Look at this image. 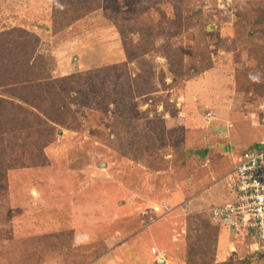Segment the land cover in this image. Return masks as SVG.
<instances>
[{"label": "rangeland", "instance_id": "374dc122", "mask_svg": "<svg viewBox=\"0 0 264 264\" xmlns=\"http://www.w3.org/2000/svg\"><path fill=\"white\" fill-rule=\"evenodd\" d=\"M27 68L48 85L113 68L125 95L145 78L51 120L18 98ZM0 100L28 121L4 151L0 264H264L205 213L264 144V0H0Z\"/></svg>", "mask_w": 264, "mask_h": 264}, {"label": "trees", "instance_id": "16d2710c", "mask_svg": "<svg viewBox=\"0 0 264 264\" xmlns=\"http://www.w3.org/2000/svg\"><path fill=\"white\" fill-rule=\"evenodd\" d=\"M67 14L58 16V21L56 22L60 26L69 24L73 21V14ZM114 25L118 29V32L120 33L122 38H126L128 36V31L123 27H120L118 25V21H116V23L114 22ZM123 44L126 49V55L128 57L129 63L134 62L141 56V52L139 51V49L141 50V46L136 45L137 48L135 50L134 48H130V45L132 43H129V41H123ZM28 63L30 64V62ZM30 68H27L25 82H22L20 80L19 84L17 85V88H19V91L16 89L18 91L17 93L19 94L18 98L27 106L32 105L33 108L38 107L41 113L51 120H54L59 113H62V115L64 114V118H66L67 120L69 116V120L72 119L73 114L70 108L71 102L68 100V98H70V100L71 98H74L76 100L75 103L79 106L91 107L97 110H100L101 108L102 110L104 109L105 103L103 101L108 98H110V100H113V102L118 106L124 104V102L127 101L129 103L133 95V93L131 92L132 83L133 85L137 84L139 81H142L145 78L144 74L140 73L135 76L133 80L128 79V82L130 83L128 84V95H125V89H117V86L114 83L115 80L112 79L111 81L113 73L114 77L116 75V72H114L116 70H114L113 68H111L112 70H104L106 74L105 78H98V75L100 73L99 70H92L84 73H74L55 79L50 77L49 85L45 84L43 81L44 76L42 75L44 74H39V72L32 73L30 71ZM122 78L123 75H119V79ZM120 82L123 84L122 80ZM60 85L63 86L62 89L60 88ZM120 93H123L122 97L120 96ZM72 95H74V97ZM126 96H128V99ZM57 97H60V99L58 100ZM53 101L55 103H52ZM61 105L65 107L67 112H63L60 110L59 106ZM4 107H6V105H4V103H2L0 100V182H3L4 180L3 178L1 179V176H3L4 173V168H8V165L9 167L12 166L11 162H8L6 157H4V155H6L4 151L7 150V152H11L9 154L15 157V150L17 149V145L22 140V138L20 137V130L17 129L12 123L19 121L28 122L26 118L24 119L18 116L17 113L11 114L12 111L10 109L5 110ZM18 108L24 110L21 105H19ZM12 140H15V144L12 145L11 149L9 150L8 147H10ZM24 154L25 153L23 152V155ZM258 253H263L262 255H264V252H256V254ZM233 256L235 257V255H232L231 259L219 264H234L235 260ZM241 262L242 264H249L251 261L249 258H246Z\"/></svg>", "mask_w": 264, "mask_h": 264}, {"label": "built area", "instance_id": "2783aa9c", "mask_svg": "<svg viewBox=\"0 0 264 264\" xmlns=\"http://www.w3.org/2000/svg\"><path fill=\"white\" fill-rule=\"evenodd\" d=\"M208 118L212 117L209 114ZM230 200L206 209V216L235 235L249 238L251 250L264 252V144L245 151L227 181ZM153 253L161 255L157 249Z\"/></svg>", "mask_w": 264, "mask_h": 264}, {"label": "crops", "instance_id": "0c3cea01", "mask_svg": "<svg viewBox=\"0 0 264 264\" xmlns=\"http://www.w3.org/2000/svg\"><path fill=\"white\" fill-rule=\"evenodd\" d=\"M226 186H228V185H226ZM212 188L213 187H211V193H212V195H213V197L215 196V199H217L218 201H221L219 204H217V205H221V204H224V203H226V202H228L229 200H230V197H229V194H228V187L226 188V191H225V193H218V191H215V194H214V191L212 190ZM210 190V189H209ZM212 195H211V198H212ZM226 230L228 231V232H226L227 234H228V238H226L227 240H231V239H233V238H238V236L237 235H235L234 234V232L231 230V229H227L226 228ZM231 236V237H230ZM233 237V238H232ZM245 239V238H244ZM224 243H225V241H224ZM233 244L235 243V242H232ZM247 245H248V243H247ZM233 248H234V245H233ZM236 251V250H235Z\"/></svg>", "mask_w": 264, "mask_h": 264}, {"label": "clouds", "instance_id": "9594fccd", "mask_svg": "<svg viewBox=\"0 0 264 264\" xmlns=\"http://www.w3.org/2000/svg\"><path fill=\"white\" fill-rule=\"evenodd\" d=\"M249 246V245H248Z\"/></svg>", "mask_w": 264, "mask_h": 264}, {"label": "water", "instance_id": "95a60500", "mask_svg": "<svg viewBox=\"0 0 264 264\" xmlns=\"http://www.w3.org/2000/svg\"><path fill=\"white\" fill-rule=\"evenodd\" d=\"M165 262V261H164Z\"/></svg>", "mask_w": 264, "mask_h": 264}]
</instances>
